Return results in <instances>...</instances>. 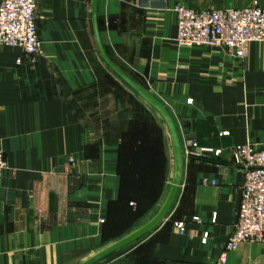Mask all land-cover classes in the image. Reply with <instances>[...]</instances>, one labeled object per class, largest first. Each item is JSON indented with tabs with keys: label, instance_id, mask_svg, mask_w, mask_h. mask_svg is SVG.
Masks as SVG:
<instances>
[{
	"label": "crops",
	"instance_id": "1",
	"mask_svg": "<svg viewBox=\"0 0 264 264\" xmlns=\"http://www.w3.org/2000/svg\"><path fill=\"white\" fill-rule=\"evenodd\" d=\"M178 3L264 8V0H97L94 12V0H38L36 61L0 45V146L9 165L0 264H81L166 202L176 175L169 124L105 56L166 108L182 152L184 139L222 150L184 159L164 219L106 264H264L262 242L212 258L214 240L233 229L242 189L233 148H264V43L244 61L181 47Z\"/></svg>",
	"mask_w": 264,
	"mask_h": 264
},
{
	"label": "built area",
	"instance_id": "2",
	"mask_svg": "<svg viewBox=\"0 0 264 264\" xmlns=\"http://www.w3.org/2000/svg\"><path fill=\"white\" fill-rule=\"evenodd\" d=\"M37 11L38 0H0V45L21 48L32 63L42 52ZM173 11L178 20L177 41L181 47L217 49L233 59L244 61L252 44L264 43V8L258 4L230 10H195L178 3ZM22 62L23 59L18 60L19 64ZM187 143L198 148L194 140ZM198 150L199 155L205 152L215 156L222 154L221 149L200 147ZM233 156L242 168L244 183L238 221L222 256L243 242L264 243V148L248 142L235 146ZM8 169V161L0 146V185ZM194 220L200 221V218ZM177 228L183 233L184 223H178ZM208 239L209 234L205 233L203 243L206 244Z\"/></svg>",
	"mask_w": 264,
	"mask_h": 264
},
{
	"label": "water",
	"instance_id": "3",
	"mask_svg": "<svg viewBox=\"0 0 264 264\" xmlns=\"http://www.w3.org/2000/svg\"><path fill=\"white\" fill-rule=\"evenodd\" d=\"M96 6H97V0H94V12L96 11ZM231 7H229V10ZM98 35V31H97ZM99 36V35H98ZM105 56V55H104ZM105 59L107 62L111 65V67L126 81L128 82L134 89H136L145 99H147L154 107H156L159 112L165 117L166 121L169 124V127L171 129L173 139H174V144H175V150H176V175L175 179L171 188V191L169 193V196L164 203L163 207L159 211V213L145 226L141 227L140 229L136 230L135 232L131 233L130 235L120 239L119 241L113 243L106 249L100 251L96 255L92 256L88 260L84 261L81 264H95L101 259L107 257L108 255L112 254L113 252L131 244L132 242L136 241L137 239L141 238L148 232H150L152 229H154L161 221L164 219L166 216L167 212L171 208L177 192L178 188L181 183L182 179V173H183V154L181 150V143L179 139V134L177 131V128L175 126L174 120L169 114V112L166 110V108L156 99L154 98L151 94H149L146 90H144L142 87H140L138 84H136L134 81H132L129 77H127L123 72H121L106 56ZM244 183V173L242 171V168L240 169V173L238 175V185L242 187ZM241 199H242V189H240L239 192V198L237 201V214L235 217V223L238 221V211L240 209V204H241ZM230 235L224 236V237H219L214 240L213 246H212V258L213 259H219L224 250L225 247L229 241Z\"/></svg>",
	"mask_w": 264,
	"mask_h": 264
},
{
	"label": "rangeland",
	"instance_id": "4",
	"mask_svg": "<svg viewBox=\"0 0 264 264\" xmlns=\"http://www.w3.org/2000/svg\"><path fill=\"white\" fill-rule=\"evenodd\" d=\"M190 140V139H187V141ZM192 140V139H191ZM187 141H183V160L186 159L187 157H196V158H209L210 155H214L213 153L211 152H203L204 154H201L199 155L198 154V149L200 148L199 145H198V148L197 147H190L187 143ZM195 141V140H194ZM248 143V142H247ZM198 144V143H197ZM261 148V147H259ZM214 149V148H212ZM215 157H219V156H215ZM179 189V188H178ZM178 193V192H177ZM177 196V195H176ZM148 234V233H147ZM146 235V234H145ZM143 237V236H142ZM141 237V238H142ZM141 238L137 239L136 241L132 242L131 244H129L127 247H123L115 252H113L112 254L108 255L107 257L101 259L100 261H98L97 263L95 264H106L108 261H110L111 259L117 257V256H120L123 254V251H125V249H127L128 247L130 246H133L134 244H136ZM106 249V248H105ZM104 250V249H103ZM102 251V250H101ZM99 253V252H98Z\"/></svg>",
	"mask_w": 264,
	"mask_h": 264
}]
</instances>
